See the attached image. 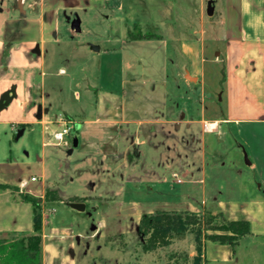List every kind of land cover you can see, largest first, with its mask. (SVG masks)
<instances>
[{
	"label": "crops",
	"instance_id": "obj_1",
	"mask_svg": "<svg viewBox=\"0 0 264 264\" xmlns=\"http://www.w3.org/2000/svg\"><path fill=\"white\" fill-rule=\"evenodd\" d=\"M106 1L117 7L112 14H117L123 27L117 35L118 44L126 51L119 64L121 71L117 82L113 76L107 88L88 84L82 93L75 91L73 101L81 106L72 110L58 103L61 90L57 86L45 90L51 67L46 52L66 43L72 31L80 32L81 14L86 15L95 2L100 6ZM182 1L168 0L171 18L163 17L169 21L167 26H155L159 30L155 38L129 40L118 0H0V111L1 116L9 115L5 108L13 107L14 115L10 120L0 119V127L10 128L16 149L23 151L17 159L0 157V185L14 186L40 200L41 264H77V246L82 241L90 246L96 239L123 236L120 221L132 217L138 222L141 214L157 211H206L221 213L228 221H246L250 235L234 247L203 242V264H264V0H218L214 10L219 6L226 17L219 22L217 38L207 33L203 21L183 23ZM207 41L224 45L219 117H212L207 107L211 104L204 79ZM147 44L173 47L176 68L169 71V63L162 65L161 89L144 90L148 79L133 71L131 45ZM116 50L105 49V54L112 59ZM55 75L66 73L60 68ZM90 100L92 104L84 112ZM75 125H79L77 131ZM244 128L250 130L251 139L250 135L242 137ZM255 128L263 132L261 148L254 143L259 135L252 134ZM65 129L69 133L60 137ZM71 130L78 140L71 155L83 159L79 166L96 163L98 173L106 169L105 162L117 164L125 173L122 182L142 180L136 169L155 154L160 163L140 171L151 174L146 178L160 188L166 187L170 178L173 184L184 186L181 193L187 196L175 192L178 195L170 209L145 212L136 202H118L116 197L101 203V210L95 198L80 192L63 199L65 203L44 204L45 192L56 191L46 183L45 149L64 147L67 153L71 145L64 137L72 136ZM32 134L37 136L34 142L39 144V152L27 142ZM241 145L254 158L247 160L249 165L242 166L241 156L235 152ZM30 151L35 153L33 159ZM75 174L74 180L80 183L81 171ZM31 178L35 182H30ZM67 203L83 204L84 212L70 209ZM32 210L31 204L0 190V235H30ZM107 214L113 222L106 235L102 217ZM58 216L72 223H57ZM86 222L82 229L74 225Z\"/></svg>",
	"mask_w": 264,
	"mask_h": 264
},
{
	"label": "rangeland",
	"instance_id": "obj_2",
	"mask_svg": "<svg viewBox=\"0 0 264 264\" xmlns=\"http://www.w3.org/2000/svg\"><path fill=\"white\" fill-rule=\"evenodd\" d=\"M199 1L193 0L190 4L187 0H185L186 4L182 1L180 6L184 7V9L180 13V19L185 24L190 20L195 23L203 21L207 33L211 35L212 38H217L219 33V22L225 19L226 12L224 9H218L219 6H217V11L214 10L213 16L207 17L205 14V7L210 0ZM107 2L109 1L103 2L100 6L98 2L92 4L86 15L81 14L80 32L72 31L71 38H66V43L60 46L58 45L57 47H49L46 52L47 64L48 66L51 65V67L47 70L45 90H50V86H57L61 90L59 91L58 103L70 106L72 110H78L77 106H81V104L77 105V103L73 101V93L75 91L82 93L88 84L92 85L94 88H107L111 85L110 80L113 76L117 82L119 77L118 73L120 74L121 71L120 68L122 66L120 67L119 64L122 61L121 59L124 58L126 51L122 48L123 44H118L117 35L123 27L120 19L117 18V14H112L117 7L114 6L112 2ZM220 2L222 3V0H220ZM216 3H218V0L213 1V6ZM118 4L121 18L124 19V28L127 38H135L138 36H150L155 38L156 34L159 32L155 26L158 24L159 26L165 27L169 21L164 20L163 17L168 16V18H171L168 0H118ZM112 39H116V41ZM89 46H96L100 50L98 52H92ZM136 46L137 45H131L129 55L134 60L132 64L133 71L141 74L143 76L142 79H148L149 81L146 86L144 85V90L149 91L153 87L161 89L159 73L162 65L166 66L169 63V67L167 68L169 71H171L170 69L176 68V65H174L175 58L174 55H172L173 47L170 46L167 49L165 46L161 45L157 48L156 44H147L145 47ZM105 49L109 51L117 49L116 56L109 59L105 54L107 52H105ZM223 54L224 45L222 43L219 41H207L205 45V59L207 61L204 70V79L207 88H209L211 104L207 107L209 114L213 115L212 117H219V106L223 105L221 99L218 100L224 76ZM60 68L65 70L66 75H55ZM91 104V100L89 103L86 102L84 112H88ZM5 110V112H10V114L1 116L2 112L0 111V119H12L14 117L11 112L13 111V107L5 108ZM242 131H244L245 134H242V137L250 135L248 138L251 139L250 130L247 128L245 130L244 128ZM252 131V134H259L256 139H254V143L257 145L259 144L258 148H261L263 144H261L262 141L260 136L263 132L256 128L252 129ZM34 133H36V131H34ZM71 133L72 136L64 137L70 145L71 138L75 135V131L71 130ZM13 134H15V132H13ZM36 137L35 134H32V138L34 139L30 137L27 142L33 145L34 148L36 146L35 151L39 152V150H37L39 149V144L34 142ZM221 144L223 145V143ZM241 146V149H235V152L240 154L241 164L244 166L246 163L244 155L247 157L248 161L250 157L251 159L254 158L243 145ZM223 150L225 151L224 154L228 153L226 148ZM66 151L67 149L64 147L45 149L46 183L53 186L52 188L56 190L62 199H68L71 195L75 193L78 195L80 192V194L83 193L86 197L95 198L96 205L102 210L104 206L101 203H108V200H114L113 198L116 197L118 202H127L128 200L136 202L141 211L145 212L148 209H153V211L160 210L161 208L170 209L172 207L171 205H174L173 201L178 195L175 194V192L180 191L181 195L184 197L187 196V193H181L184 186L173 184L170 178L167 186H161L160 188L150 180L151 178H146V175L151 176V174L140 171L141 168H146V166L150 164L157 166V164L160 163V159L158 156H155V154L151 156L144 165L143 163H139L135 174L143 177L142 180L122 182V177H125V173L122 168L120 169L117 167V164H107V162H105L106 169L96 173V163H91L89 167L79 166V164L83 162V159L76 153L74 155H67ZM163 151L165 152V150L161 152ZM22 153L23 151H21V149L17 150L16 145H14L12 141V132L10 128L7 127L4 129L0 127V157L11 155L12 159H17ZM31 154L32 156L30 157L33 159V154H35L34 151H30V155ZM223 164L226 165L224 161ZM108 166L109 169L107 170ZM155 168L156 167H154V169ZM77 171H81V177H79L82 180L80 183L74 180ZM258 184L259 183H257V185ZM9 187L10 190L5 191L10 192L13 198L18 199L21 193L20 190L14 186ZM57 206L59 209L64 210L62 204H58ZM102 219L107 227V230H104L106 235L110 234L113 222L111 216H109V214L106 216L103 215ZM55 221L57 223H72L70 220H66L61 216L56 217ZM120 223L124 225L121 226V229L124 230V232H122L123 236L109 239L104 237L102 240L96 239L93 242L91 241L92 245L90 246L85 245V241H82V245L77 246V264H203L201 255L196 256L195 254L193 235H187L183 241L176 242L166 249L154 253H143L140 247L141 238L137 233L138 222L130 217L125 223H123V221H120ZM87 224L86 222L85 225L80 223L74 225L82 229L87 226ZM25 238L26 236L23 235H0V243H10L18 240H25ZM253 244L256 245V243H248L249 246Z\"/></svg>",
	"mask_w": 264,
	"mask_h": 264
},
{
	"label": "trees",
	"instance_id": "obj_3",
	"mask_svg": "<svg viewBox=\"0 0 264 264\" xmlns=\"http://www.w3.org/2000/svg\"><path fill=\"white\" fill-rule=\"evenodd\" d=\"M152 37H135L129 40L151 39ZM0 190H10L9 186L0 185ZM18 199L31 204L32 233L25 240L0 243V264H41V213L39 199L20 193ZM65 201L56 191L47 190L44 204ZM137 233L141 238V251L154 253L183 241L187 235L194 236L196 256L202 255V243L212 242L222 246L234 247L241 238L250 235V225L246 221H228L221 213H188L157 211L141 215Z\"/></svg>",
	"mask_w": 264,
	"mask_h": 264
},
{
	"label": "water",
	"instance_id": "obj_4",
	"mask_svg": "<svg viewBox=\"0 0 264 264\" xmlns=\"http://www.w3.org/2000/svg\"><path fill=\"white\" fill-rule=\"evenodd\" d=\"M213 12H214V6H213V2L210 0L206 4L205 14L207 17H212ZM89 48L92 52H98L99 51V48L96 46H89ZM218 100H220L219 95H218ZM78 129H79V125H76L75 130L77 131ZM77 145H78V140L76 137H73L71 139V148L68 150L67 155H71L72 150L75 149L77 147ZM244 158H245L246 163L249 165V163L247 162V157L245 155H244ZM67 206L70 209H72L76 212H79V213L84 212V209H85L84 205L81 203H67Z\"/></svg>",
	"mask_w": 264,
	"mask_h": 264
},
{
	"label": "built area",
	"instance_id": "obj_5",
	"mask_svg": "<svg viewBox=\"0 0 264 264\" xmlns=\"http://www.w3.org/2000/svg\"><path fill=\"white\" fill-rule=\"evenodd\" d=\"M69 129H65V130H63L62 131V133L60 134V137L62 136V135H67L68 133H69ZM30 182H35V178H31L30 179ZM51 212H54V210H52Z\"/></svg>",
	"mask_w": 264,
	"mask_h": 264
},
{
	"label": "bare ground",
	"instance_id": "obj_6",
	"mask_svg": "<svg viewBox=\"0 0 264 264\" xmlns=\"http://www.w3.org/2000/svg\"><path fill=\"white\" fill-rule=\"evenodd\" d=\"M208 129H212V127H211V126H209V127H208Z\"/></svg>",
	"mask_w": 264,
	"mask_h": 264
}]
</instances>
